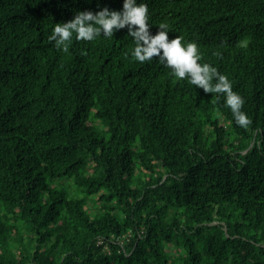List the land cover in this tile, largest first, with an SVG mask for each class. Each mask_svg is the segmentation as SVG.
<instances>
[{"label": "trees", "instance_id": "1", "mask_svg": "<svg viewBox=\"0 0 264 264\" xmlns=\"http://www.w3.org/2000/svg\"><path fill=\"white\" fill-rule=\"evenodd\" d=\"M137 2L151 34L197 43L251 124L136 61L126 27L48 40L122 0H0V264H264V0Z\"/></svg>", "mask_w": 264, "mask_h": 264}, {"label": "clouds", "instance_id": "2", "mask_svg": "<svg viewBox=\"0 0 264 264\" xmlns=\"http://www.w3.org/2000/svg\"><path fill=\"white\" fill-rule=\"evenodd\" d=\"M148 5L137 0H122L120 10L101 7L91 10L76 11L65 22L55 23L48 37L57 49L68 50V44L75 38L80 41H92L97 36L113 37L115 31L126 27L135 47L131 55L141 64L152 61L154 57L179 80H186L190 85L202 88L205 93H215L217 98L224 97L226 106L231 110L235 123L246 128L251 124L248 116L241 111L244 99L237 92L228 77L221 74L210 63H200L201 54L194 41L182 42V37L169 39L170 27L165 22L156 24L155 35L149 29ZM75 34V36H74ZM242 46H247L246 43ZM81 54H85L82 50Z\"/></svg>", "mask_w": 264, "mask_h": 264}]
</instances>
